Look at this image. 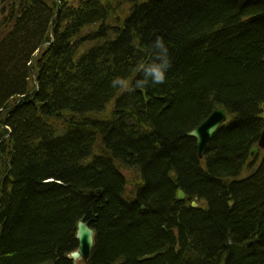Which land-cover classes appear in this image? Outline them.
Segmentation results:
<instances>
[{
	"label": "trees",
	"instance_id": "obj_1",
	"mask_svg": "<svg viewBox=\"0 0 264 264\" xmlns=\"http://www.w3.org/2000/svg\"><path fill=\"white\" fill-rule=\"evenodd\" d=\"M263 128L264 0H0V264H264Z\"/></svg>",
	"mask_w": 264,
	"mask_h": 264
},
{
	"label": "water",
	"instance_id": "obj_2",
	"mask_svg": "<svg viewBox=\"0 0 264 264\" xmlns=\"http://www.w3.org/2000/svg\"><path fill=\"white\" fill-rule=\"evenodd\" d=\"M226 119V111L222 107H217L200 125L189 132V135L194 137L197 141V152L200 158L204 156L208 143L213 138L219 126L223 124ZM261 149H264V128L258 143L254 145L251 150V156L255 157ZM98 192L101 193L102 191L99 190ZM186 196V193L179 188L177 191V198L179 200H184ZM192 205L198 206V203L193 201ZM95 235L96 231L90 227L87 222L79 220L76 233L79 245L77 249L69 254L70 259L75 262L87 261L94 247Z\"/></svg>",
	"mask_w": 264,
	"mask_h": 264
},
{
	"label": "clouds",
	"instance_id": "obj_3",
	"mask_svg": "<svg viewBox=\"0 0 264 264\" xmlns=\"http://www.w3.org/2000/svg\"><path fill=\"white\" fill-rule=\"evenodd\" d=\"M150 49L151 62L142 64L138 68V72L142 73L141 78L133 83L125 77H115L111 81V86L113 88L119 87L120 90L131 93L150 84L153 86L164 84L167 80V71L172 66L169 48L164 39L157 36L152 42Z\"/></svg>",
	"mask_w": 264,
	"mask_h": 264
},
{
	"label": "rangeland",
	"instance_id": "obj_4",
	"mask_svg": "<svg viewBox=\"0 0 264 264\" xmlns=\"http://www.w3.org/2000/svg\"><path fill=\"white\" fill-rule=\"evenodd\" d=\"M260 153H261V151L257 154V156L260 158L261 156H260Z\"/></svg>",
	"mask_w": 264,
	"mask_h": 264
},
{
	"label": "bare ground",
	"instance_id": "obj_5",
	"mask_svg": "<svg viewBox=\"0 0 264 264\" xmlns=\"http://www.w3.org/2000/svg\"><path fill=\"white\" fill-rule=\"evenodd\" d=\"M261 150H262V149H261ZM261 150H260V151H261ZM177 199H178V198H177ZM185 199H186V198H185ZM178 200H179V199H178Z\"/></svg>",
	"mask_w": 264,
	"mask_h": 264
}]
</instances>
